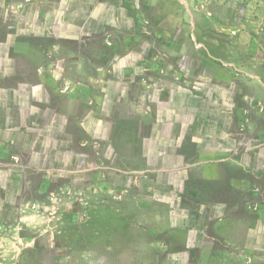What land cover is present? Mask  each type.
I'll return each mask as SVG.
<instances>
[{"label":"rangeland","instance_id":"rangeland-1","mask_svg":"<svg viewBox=\"0 0 264 264\" xmlns=\"http://www.w3.org/2000/svg\"><path fill=\"white\" fill-rule=\"evenodd\" d=\"M213 21L229 42L200 35ZM0 51V264H264V0H0ZM116 65L135 94L173 83L186 140L219 142L180 152L185 218L148 198L154 161L113 148L98 117L97 73ZM68 82L86 97L70 117Z\"/></svg>","mask_w":264,"mask_h":264},{"label":"crops","instance_id":"crops-1","mask_svg":"<svg viewBox=\"0 0 264 264\" xmlns=\"http://www.w3.org/2000/svg\"><path fill=\"white\" fill-rule=\"evenodd\" d=\"M219 25L220 24L216 21L210 22L209 28L203 29L200 35L207 34L208 38H211L210 40L215 43L221 41L222 39L229 42L227 39V33L223 34L226 35V37H223L217 32ZM215 50V46H209L210 54L215 53ZM6 56L9 58V55ZM134 56L135 55L131 56L130 59L132 60H129V63H132L135 60ZM224 56L225 59H227L226 53H224ZM3 58V54L0 53V73H3L4 71L2 67ZM138 70H141V68L138 67ZM113 71L119 74L109 76L102 72L97 73L100 79L98 84H96V89L94 87L95 91L92 99L96 101V109L100 114L98 117L103 119V116H107L104 119H107V122L111 123L114 131L118 132L116 137L113 135L114 132L110 133L109 138L111 139L113 148L114 145L118 147L125 146L130 152H132L135 147V141L140 143V154L142 159L146 161L151 157L154 161V165H152L150 170H153L158 174L155 175L153 179H146L144 181L145 187L152 191H149L147 195L148 198L153 202L172 203V206L169 209L174 211V216H176V218H185V216H188L187 213H189V211H187V209H183L184 202L181 194L183 192L182 189L184 188L185 182L190 176V168L186 165H182L180 152L185 149L186 151H195L198 155H202V153L207 152L212 153L216 151L215 148H217L216 146L219 142L216 141L215 138H210L209 136L206 140H203L202 136L204 137L205 132H207L204 129H198L194 132L195 134L193 135V141H191V143L186 140L187 137H184V135H186L185 132L187 133L188 129L185 130L183 129V126L180 125L182 123L181 121H184V119L186 120L187 118H184V116H178L176 111L168 105L167 99H163V92H168L170 99H173L174 96L181 94L182 90H179L178 93L176 92L172 93V96L170 95L173 83L159 82L156 83L157 85H151V88L149 89L143 87V90H140L141 92L135 94L131 92V86L135 85V79L133 80V77L131 76L125 77V70L122 66H114ZM68 84L71 85L70 82H68ZM76 87V84H73L70 86V91L62 94L63 98L69 102V108L66 112L69 117L73 114L72 107L74 103H83L86 101L84 94H80L76 91ZM19 89L23 90L22 93L24 92L22 94V100H29L34 98V96L38 97L40 94L35 91L29 92L25 86ZM89 98L91 99V97ZM240 99L245 100L242 94H240ZM153 105H155L154 112L152 111ZM123 106H127L126 111L122 110ZM102 110L106 112L105 115H102ZM151 111L154 113L155 121L152 127H150L151 130H148L147 134L142 116ZM135 115L137 118H134L136 117ZM133 134H136V138H134L136 140L132 139ZM212 135L213 136L211 137H214V134ZM210 141L213 142L210 143ZM99 142L102 143L103 140H99ZM65 145L67 149L72 148L69 144ZM114 153L117 154L116 151ZM199 160H201V158ZM78 162L79 164H82L81 161ZM199 164H201V162H199ZM197 165L198 163L194 166ZM214 167L215 166L213 165H207L199 168L200 175H202L201 179L203 177L207 179V172L210 171V168ZM164 175H167L165 179L162 178ZM222 175L223 173L218 171V177L223 178ZM217 209V214L224 210L218 207Z\"/></svg>","mask_w":264,"mask_h":264},{"label":"built area","instance_id":"built-area-1","mask_svg":"<svg viewBox=\"0 0 264 264\" xmlns=\"http://www.w3.org/2000/svg\"><path fill=\"white\" fill-rule=\"evenodd\" d=\"M66 90H68V87H66Z\"/></svg>","mask_w":264,"mask_h":264}]
</instances>
